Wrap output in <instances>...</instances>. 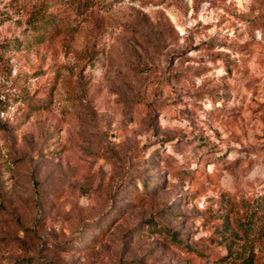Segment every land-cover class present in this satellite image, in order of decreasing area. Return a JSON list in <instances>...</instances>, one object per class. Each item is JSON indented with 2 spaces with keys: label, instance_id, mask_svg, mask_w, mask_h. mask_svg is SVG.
Masks as SVG:
<instances>
[{
  "label": "rangeland",
  "instance_id": "rangeland-1",
  "mask_svg": "<svg viewBox=\"0 0 264 264\" xmlns=\"http://www.w3.org/2000/svg\"><path fill=\"white\" fill-rule=\"evenodd\" d=\"M246 256L264 264V0H0V264Z\"/></svg>",
  "mask_w": 264,
  "mask_h": 264
},
{
  "label": "trees",
  "instance_id": "trees-1",
  "mask_svg": "<svg viewBox=\"0 0 264 264\" xmlns=\"http://www.w3.org/2000/svg\"><path fill=\"white\" fill-rule=\"evenodd\" d=\"M38 19L42 20V22L40 24H36L33 22L31 27L32 36L34 37L35 41H40L41 39H43L42 33L39 31V27L51 21L50 19H48V17L45 18L42 16H40ZM237 264H253V258L250 256L243 257Z\"/></svg>",
  "mask_w": 264,
  "mask_h": 264
}]
</instances>
